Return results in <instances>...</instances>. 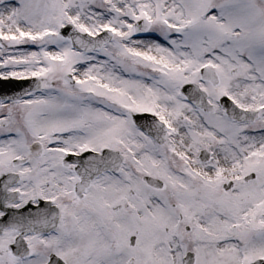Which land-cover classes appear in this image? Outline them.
Instances as JSON below:
<instances>
[{
	"label": "snow or ice",
	"instance_id": "snow-or-ice-1",
	"mask_svg": "<svg viewBox=\"0 0 264 264\" xmlns=\"http://www.w3.org/2000/svg\"><path fill=\"white\" fill-rule=\"evenodd\" d=\"M0 82V264H264V0H0Z\"/></svg>",
	"mask_w": 264,
	"mask_h": 264
}]
</instances>
